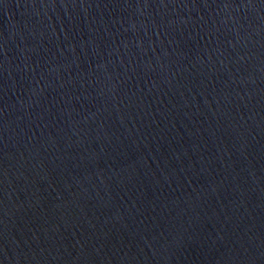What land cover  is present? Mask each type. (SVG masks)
<instances>
[{
	"label": "water",
	"instance_id": "obj_1",
	"mask_svg": "<svg viewBox=\"0 0 264 264\" xmlns=\"http://www.w3.org/2000/svg\"><path fill=\"white\" fill-rule=\"evenodd\" d=\"M0 264H264V0H0Z\"/></svg>",
	"mask_w": 264,
	"mask_h": 264
}]
</instances>
